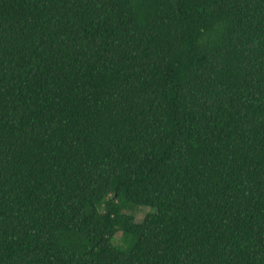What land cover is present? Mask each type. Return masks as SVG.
<instances>
[{
  "label": "trees",
  "instance_id": "trees-1",
  "mask_svg": "<svg viewBox=\"0 0 264 264\" xmlns=\"http://www.w3.org/2000/svg\"><path fill=\"white\" fill-rule=\"evenodd\" d=\"M0 264H264V0H0Z\"/></svg>",
  "mask_w": 264,
  "mask_h": 264
},
{
  "label": "rangeland",
  "instance_id": "rangeland-1",
  "mask_svg": "<svg viewBox=\"0 0 264 264\" xmlns=\"http://www.w3.org/2000/svg\"><path fill=\"white\" fill-rule=\"evenodd\" d=\"M147 210L148 207H140L137 210H134L133 213L137 220H141Z\"/></svg>",
  "mask_w": 264,
  "mask_h": 264
}]
</instances>
